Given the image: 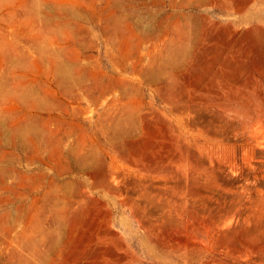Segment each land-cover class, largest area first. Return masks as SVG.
Segmentation results:
<instances>
[{"label": "rangeland", "instance_id": "rangeland-1", "mask_svg": "<svg viewBox=\"0 0 264 264\" xmlns=\"http://www.w3.org/2000/svg\"><path fill=\"white\" fill-rule=\"evenodd\" d=\"M144 1L149 2L144 9L148 16L146 23L154 28L152 33L155 30V34L166 35L151 33L148 38L140 37L143 34L135 38L128 34L130 37L121 35L119 38L117 35L109 39L97 15L90 20H81L89 29V42L91 40L90 47L83 48L82 53L93 56L103 76H97L99 72H92L94 76L87 75L86 86H89L73 90L76 94L81 93L78 95L73 91L63 94L55 89L51 94L57 101L53 110L31 113L30 116L41 122L37 121L40 127L44 124L42 128L48 130L47 137L45 134L29 137L27 150H5L8 159L1 163L12 168L14 175L8 178V184L16 191L0 185V214L4 215L0 216L3 227H0V264H264V167L249 161L243 170L235 165L240 156L251 157V153L242 154V147H237L261 128L257 127L261 121L264 122V0H184V5L179 4L181 0L174 4H170L172 0H138L140 4ZM181 13L186 19L189 17L190 21H181L186 25L189 37L186 39L191 40L184 41L189 48L188 51L185 48V58L180 54L181 59L175 60L183 65L174 62L167 71L159 73L160 76L154 72L151 77L144 72L148 64L155 66V62L165 58V45L174 36L173 25ZM135 15L139 16V13ZM120 47H125L129 54L127 58L121 56ZM136 48L138 52L133 50ZM157 52L164 53L163 58ZM179 65L181 67L177 68ZM167 72L172 77L167 76ZM31 76L27 74V83ZM36 78L45 80L43 74ZM89 80L93 81L90 83ZM40 84L42 82L35 86L44 87ZM94 86L111 88L95 101L91 97ZM121 103L126 109L123 105L121 108ZM116 110H120L119 113ZM52 122H56L53 128ZM112 123L118 129H112ZM213 126L217 128L214 130ZM128 127L130 130L126 132ZM205 142H209V146ZM210 142L218 143L213 148ZM224 146L231 149L226 150ZM209 147L211 150L208 151ZM51 149L53 153L57 152V159L65 157L67 163L64 159L58 161ZM9 150L13 151L9 154ZM83 151L87 155L81 154ZM225 151H231L233 155L229 156L231 166L230 162L227 164L229 159L226 162L220 160L228 158ZM194 152L204 158L199 159L200 155H194ZM255 157L253 161L258 158ZM212 158H216L215 161ZM94 159L98 166H94ZM219 163H223V167L226 164L227 169L221 168ZM213 164L218 166L215 168ZM230 168H237L236 173H230ZM227 172L229 174L224 176ZM240 172L243 175L238 174ZM230 175L239 179L234 182ZM104 177H108L105 183ZM227 178L231 180L223 182ZM110 182L114 186L111 187ZM247 184L249 187L244 186ZM40 253L43 256H39Z\"/></svg>", "mask_w": 264, "mask_h": 264}, {"label": "bare ground", "instance_id": "bare-ground-1", "mask_svg": "<svg viewBox=\"0 0 264 264\" xmlns=\"http://www.w3.org/2000/svg\"><path fill=\"white\" fill-rule=\"evenodd\" d=\"M101 0H0V185L3 186L2 188H7L13 191L15 188L13 186H11L10 184H8V178L11 177V170L12 168H8V167H4L3 164L1 163L2 160L4 159H8V154L5 153L7 149L9 148H14V149H25L27 150V143L29 142V137H34V136H40V134H45L44 136H46V133L48 132V130H45L43 127V125H41L42 127H40V122L39 125L37 123V121L32 120L31 113L37 114L40 111H50L53 110L52 108L54 106H56L57 101L54 100L56 98L52 97L53 95L52 92L57 89L58 91H60L63 94H67L70 93L73 90H80V88L83 87H87L89 86V84H87L86 86V78L87 75L92 74V72L94 74H97L98 72L100 74H97V76H103L101 75V70L99 68H97L96 66V62L93 59V56L91 54H87V55H83L82 53V49L83 48H89L90 47V42H89V29L83 25L81 23V20H90L94 17V15H97V19L99 21H101L103 23V32L105 34V36L109 39H111L113 36H117L119 35V38L122 36H129L128 34H130L131 36H134L135 38H139V35H141L140 37H146L148 38V36L150 37L153 29H151L149 27V25L146 23L148 16L145 12L146 9H144V7H148L149 6V2H142L141 4L138 2V0H102V2H100ZM157 1V0H156ZM169 1V0H168ZM189 0H187L188 2ZM197 1V0H196ZM206 1V0H205ZM151 2V1H150ZM162 2V1H161ZM166 2V1H165ZM184 0H181V3L179 4H183L184 5ZM174 3H178L177 0H172V3L170 4H174ZM190 3H192L190 1ZM197 3V2H196ZM203 3V2H202ZM152 4V3H151ZM150 4V5H151ZM169 4V3H168ZM175 6V5H174ZM173 6V7H174ZM142 8V11L140 10V8ZM164 7V6H163ZM144 9V10H143ZM157 9V8H155ZM154 9V10H155ZM161 8H158V10ZM163 9V8H162ZM148 10V8H147ZM84 11V12H83ZM156 11V10H155ZM162 11V10H161ZM87 14H86V13ZM172 13V11H170ZM174 12V11H173ZM96 13V14H95ZM139 13V16L137 17L135 14ZM169 13V12H167ZM177 13V12H176ZM154 14V13H153ZM173 14V13H172ZM157 15V14H156ZM175 15V14H174ZM178 15V14H177ZM176 15V16H177ZM150 16V15H149ZM154 15H152L153 17ZM162 16V15H161ZM165 16H169V14ZM172 16V15H171ZM134 17H136V21L134 19ZM164 17V14L163 16ZM170 17V16H169ZM185 17V18H184ZM201 17V16H200ZM154 18V17H153ZM168 18V17H166ZM166 18H164V20H167ZM173 18V17H171ZM189 19V17H187ZM160 20L162 18H159ZM177 19V18H176ZM183 19H186V15H184L183 13H181L178 16V20L176 21V23H174L173 25V33L174 36L172 37L170 43L168 45H165V52L163 51L164 49H162V51L165 53V58L161 61V57L162 55H164V53L161 54H157L161 55V57L159 58L160 62H155V66H147V69L144 73L150 75L151 73H156L159 75V73H163V71H167V67L169 65H173L174 62H178L179 64L183 65V63L178 61H175L176 59H181V55L185 58L186 56V52L188 51L186 46H187V41H191V40H187L186 37L187 36V31L185 29L183 24ZM186 19V21L188 20ZM183 20V21H181ZM196 20H199V18H197ZM205 20V19H203ZM153 21V20H152ZM190 21V20H188ZM156 22L158 23L159 21L156 20ZM168 22V21H165ZM165 22H161V23H165ZM172 23V24H173ZM189 23V22H187ZM197 23V22H196ZM159 24V23H158ZM168 24V23H167ZM166 24V25H167ZM195 24V23H194ZM194 24L192 23V25L194 26ZM160 25V24H159ZM155 27V25H152ZM163 27V25H161ZM159 26V27H161ZM189 26V25H188ZM192 28H195L193 27ZM197 26V25H196ZM168 27V25H167ZM166 27H164L163 29H165ZM172 28V27H171ZM160 29V28H159ZM166 30V29H165ZM171 30V31H172ZM188 30V29H187ZM197 31V29H194ZM192 30V31H194ZM160 31V30H159ZM195 31V32H196ZM199 31V30H198ZM140 32V34H139ZM91 33V32H90ZM156 31L154 30V35H157L159 33L162 32H157V34H155ZM188 33H190L188 31ZM122 35V36H121ZM162 35H164V33H162ZM166 35V33H165ZM164 35V36H165ZM189 35V34H188ZM194 35V33H193ZM202 35V34H201ZM204 35V34H203ZM152 36V35H151ZM159 36V35H158ZM157 36V37H158ZM130 37V36H129ZM144 38V39H146ZM156 38V36L154 37ZM168 38V37H167ZM166 38V39H167ZM189 38V37H188ZM113 39V38H112ZM117 39V38H116ZM134 39V38H133ZM132 39V40H133ZM159 39V38H158ZM165 39V38H163ZM185 39L187 40L185 43L186 45H184V41ZM192 39V38H191ZM201 39V38H198ZM125 40V39H123ZM130 40V38H129ZM117 41V40H116ZM127 42H129L128 40H126ZM131 41V40H130ZM135 41V39H134ZM155 41V40H154ZM165 41V40H163ZM168 39L165 41V43L167 44ZM114 42V40H113ZM118 42V41H117ZM116 42V43H117ZM137 42V41H135ZM153 42V41H152ZM122 43V42H121ZM131 43V42H130ZM129 43V44H130ZM164 43V42H163ZM133 44V42H132ZM189 46H191V42L188 43ZM119 46H122L123 44H118ZM131 45V44H130ZM136 45V44H135ZM126 46V45H125ZM188 46V47H189ZM137 47V46H136ZM150 47V46H149ZM152 47V46H151ZM150 47V49H151ZM162 47V46H161ZM125 47H120L119 50L121 49V56L124 58H127L129 56L128 52L124 49ZM128 48V47H127ZM134 48V46H133ZM158 48V47H157ZM164 48V47H163ZM186 48V52L185 51ZM88 50V49H87ZM109 50V49H108ZM128 50V49H127ZM133 50H138L133 49ZM139 51V50H138ZM137 51V52H138ZM28 52V53H27ZM130 52V51H129ZM110 53V52H109ZM186 53V54H185ZM29 54V55H27ZM86 54V53H84ZM138 54V53H136ZM155 53V56L157 55ZM111 55V54H110ZM157 55V56H158ZM185 55V56H184ZM131 56V55H130ZM135 56V54H134ZM156 56V57H157ZM112 57V56H111ZM114 58H118V57H114ZM163 58V57H162ZM138 59V58H137ZM115 60V59H114ZM139 60V59H138ZM156 60H158V58H156ZM134 61V60H132ZM184 61V60H183ZM137 63V62H135ZM142 64V63H141ZM122 65V64H121ZM135 65V64H134ZM147 65V64H146ZM181 65L177 66L181 67ZM141 66V65H139ZM134 67V66H133ZM135 68V67H134ZM139 68V67H138ZM142 68V67H140ZM172 68H175V66H173ZM137 70V69H136ZM142 70V69H141ZM170 70V69H169ZM168 70V71H169ZM103 71V70H102ZM139 71V70H138ZM175 72V71H173ZM177 73V72H175ZM12 74V75H11ZM27 74L30 77V82L27 83ZM38 74H43L45 76V80L44 79H37L36 76ZM170 73L167 72V76ZM93 75V74H92ZM91 75V78L94 76ZM145 75V74H143ZM157 75V76H158ZM13 76V77H12ZM129 76V75H128ZM151 76V75H150ZM149 76V77H150ZM160 76V75H159ZM164 78L166 77L165 75H163ZM96 77V76H95ZM108 78V76H106ZM114 77L111 79L116 80ZM145 77V76H144ZM143 77V78H144ZM152 77V76H151ZM154 77V74H153ZM169 77H172L169 75ZM90 78V79H91ZM94 78V77H93ZM105 78V77H104ZM147 78V77H145ZM163 79V77H161ZM88 79V78H87ZM98 79V77H97ZM103 79V78H101ZM99 79V80H101ZM110 79V80H111ZM149 79V78H148ZM50 80V81H48ZM120 80V79H118ZM147 80V79H146ZM160 81V79H158ZM170 80V78H169ZM93 81V80H92ZM91 80H89L88 82H92ZM107 81V79H106ZM112 82H114L113 80H111ZM138 81V80H137ZM149 81V80H148ZM151 81V80H150ZM157 81V80H155ZM154 81V82H155ZM157 81V82H159ZM164 81H166L164 79ZM44 85V87L42 88H37V86H35V84H39L41 83ZM96 82V81H95ZM100 82V81H99ZM104 83V81H101ZM100 82V83H101ZM110 82V81H109ZM107 82V83H109ZM120 82V81H118ZM118 82H116L118 84ZM168 82V81H167ZM102 83V84H103ZM128 83V82H127ZM126 83V84H127ZM174 83V81H173ZM176 83V82H175ZM28 84V85H27ZM40 84V85H42ZM94 84V83H93ZM105 84V83H104ZM115 84V82L113 83ZM112 84V85H113ZM135 84V83H134ZM155 84V83H154ZM161 84V81L159 82V85ZM169 84V82L167 83ZM137 86V84H135ZM153 85V84H152ZM156 85V84H155ZM176 85V84H174ZM108 86V85H105ZM121 86V85H120ZM95 87V86H94ZM109 87V86H108ZM135 87V86H133ZM162 87H165L164 85ZM111 88V86H110ZM110 88L107 89V87L105 88H101V89H97L95 87V92H91V93H87V94H91V97H93V99L95 101H99V99H101V96H104L107 91L110 92ZM139 88V87H138ZM168 88V87H166ZM41 89V90H40ZM119 89V88H118ZM89 90V89H88ZM86 90V91H88ZM133 90V89H131ZM165 90V89H164ZM171 90V89H170ZM174 90V89H173ZM92 90H89V92ZM172 91V90H171ZM170 91V93H171ZM74 92V91H73ZM72 92V93H73ZM85 92V90H84ZM131 92V91H130ZM167 92V91H166ZM75 94L77 92H74ZM122 93V92H120ZM164 93V92H163ZM81 94V93H78ZM76 94V95H78ZM131 94V93H130ZM135 94V93H133ZM55 95V94H54ZM73 95V94H72ZM72 95L70 94L69 96L72 97ZM110 95V94H109ZM128 95V94H127ZM90 96V95H89ZM88 98H91L89 97ZM133 96V95H132ZM131 96V97H132ZM135 96V95H134ZM56 97V96H55ZM80 97V95H79ZM83 97V95H82ZM111 97V95H110ZM108 98V97H107ZM112 98V97H111ZM130 97L127 98V100H129ZM168 98V97H167ZM173 98V97H171ZM176 99V98H175ZM112 100V99H110ZM123 100V99H120ZM126 100V99H124ZM180 100V99H179ZM172 101V100H171ZM175 101V100H174ZM115 102V101H114ZM121 102V101H118ZM126 102V101H124ZM111 103V102H110ZM109 103V104H110ZM116 104V103H115ZM106 105V102H105ZM108 105V104H107ZM119 105V104H118ZM121 108L122 105L124 107V104H120ZM119 105V106H120ZM180 105V104H178ZM182 105V104H181ZM184 105V104H183ZM58 106V105H57ZM111 106V104L109 105ZM115 106V105H114ZM117 106V105H116ZM107 107V106H106ZM133 107V106H132ZM181 107V106H180ZM184 107V106H183ZM125 108V107H124ZM123 108V109H124ZM131 108V107H130ZM134 108V107H133ZM142 108V107H141ZM117 109V108H116ZM126 109V108H125ZM181 109V108H180ZM186 109V108H185ZM191 110H193L190 107ZM129 110V109H128ZM135 110V109H134ZM31 111V112H30ZM109 111V110H108ZM111 111V110H110ZM115 111V110H114ZM120 111V110H119ZM119 111L116 112L119 113ZM184 111V110H183ZM30 112V113H29ZM107 112V111H106ZM5 113L8 115L6 116L8 118V121L5 120L6 117ZM104 113V112H103ZM123 113V112H121ZM129 113V112H128ZM147 113V112H146ZM152 112H149V114ZM108 114V113H107ZM125 114V113H124ZM40 115V114H39ZM113 115V114H112ZM118 115V114H116ZM114 115V116H116ZM154 115H156V113H154ZM262 115H264L262 113ZM36 116V115H35ZM37 117V116H36ZM39 117V116H38ZM42 117V116H41ZM101 117V116H99ZM110 117V116H109ZM112 117V116H111ZM260 117V116H259ZM31 120H30V119ZM52 118V117H51ZM102 118V117H101ZM105 118V117H104ZM114 118V117H113ZM40 119V118H39ZM99 119V118H98ZM97 119V120H98ZM107 119V118H105ZM122 119H124V117H122ZM121 119V120H122ZM126 119V118H125ZM130 119V118H129ZM258 119V118H256ZM56 120V118H54V121ZM58 120V119H57ZM64 120V119H62ZM50 121V120H48ZM52 121V119H51ZM59 121V120H58ZM67 120H65L66 122ZM70 121V120H69ZM113 121V120H112ZM116 121V120H115ZM120 121V120H119ZM123 123V121H121ZM125 122V121H124ZM210 122V121H209ZM50 123V122H49ZM52 128L54 127V122ZM64 123V122H61ZM69 123V122H68ZM76 122H73V124ZM115 123H119V122H115ZM65 124V123H64ZM108 124V123H107ZM114 125V123H112ZM121 125V123H119ZM207 125V123H205ZM210 124V123H208ZM256 124V123H255ZM59 125V124H58ZM68 127V124H65ZM77 125L74 124V126ZM112 125V126H113ZM213 125V124H211ZM210 125V126H211ZM46 126V125H45ZM51 126V125H49ZM73 126V125H72ZM100 126V125H99ZM261 126V128H259L257 130V132H254V135H249L246 133V135L248 136L246 139H244V142L240 145L238 144H234L235 146L238 145L237 148L242 147L239 150L244 151L242 154H244L245 152H249L251 153V157H248V153L245 154L247 156H240L238 158V156H234L233 158L237 157L239 160H237L238 165L237 168L240 169H245L244 164L246 162H250V163H254L253 165H262V167H264V122L261 121V125H258L257 127ZM59 127V126H58ZM62 127V126H61ZM61 127L59 129H61ZM79 127V124L78 126ZM109 127V126H108ZM196 127V126H195ZM194 127V128H195ZM216 127V126H215ZM215 127L213 126V129L215 130ZM50 128V127H47ZM64 128V125H63ZM97 128V127H96ZM101 128V127H99ZM117 127H115V125L113 126L112 129H115ZM123 128V126H122ZM126 128V126H125ZM129 128V127H128ZM217 128V127H216ZM55 129V128H54ZM66 129V128H64ZM63 129V130H64ZM81 129V128H80ZM118 129V128H117ZM116 129V130H117ZM197 129V128H196ZM203 129V128H202ZM205 129V127H204ZM219 129V128H218ZM56 130V129H55ZM74 130V129H73ZM86 130V129H85ZM121 130V128L119 129ZM126 130V129H124ZM123 130V132H124ZM130 128L128 129L129 132ZM62 131V130H61ZM71 131V130H70ZM83 130L81 129V132ZM100 131V130H99ZM98 131V132H99ZM103 131V130H102ZM108 131V130H107ZM113 131V130H112ZM206 131V130H205ZM212 132H214L213 130H211ZM52 131L50 130V133ZM67 132V130H66ZM79 132V130H78ZM80 132V133H81ZM111 132V130H110ZM118 132V131H117ZM122 132V131H121ZM248 132V131H246ZM252 132V133H253ZM211 133V132H210ZM218 133V132H216ZM55 134V133H54ZM60 134V133H59ZM88 134V133H86ZM85 134V135H86ZM99 134V133H98ZM103 134V133H100ZM219 134V133H218ZM226 134V133H224ZM240 134V133H239ZM251 134V133H250ZM57 135V134H56ZM54 135V136H56ZM82 136L84 135L83 133L81 134ZM119 135V134H118ZM228 135V133L226 134V136ZM242 135V134H241ZM52 136V135H51ZM78 136V135H77ZM80 136V135H79ZM104 136V135H103ZM106 136V135H105ZM109 136V135H107ZM111 136V135H110ZM120 136V135H119ZM123 136V135H122ZM198 136V135H196ZM230 136V135H229ZM47 137V136H46ZM90 137V136H88ZM102 137V136H101ZM232 137V136H231ZM35 138V137H34ZM55 139V137H53ZM81 137H78V139H80ZM233 138V137H232ZM240 138V137H239ZM245 138V137H244ZM57 139V138H56ZM85 140L87 138H84ZM83 139V140H84ZM102 139V138H101ZM199 139V138H196ZM201 139V138H200ZM223 139V138H222ZM227 139V138H226ZM43 140V139H41ZM48 140V139H47ZM116 141L118 139H115ZM114 140V141H115ZM33 141V140H30ZM45 141V140H44ZM62 141V140H61ZM81 141V140H80ZM91 141V140H90ZM106 141V140H105ZM237 141V140H236ZM37 142V141H36ZM53 144L55 143L54 141H52ZM75 142H77L75 140ZM73 142V143H75ZM82 142V141H81ZM80 142V144H82ZM104 142V141H102ZM199 143H201L202 141H198ZM226 142V141H225ZM30 143V142H29ZM32 143V142H31ZM42 143V142H41ZM49 143V142H47ZM46 143V144H47ZM79 143V141H78ZM94 143V142H93ZM91 142V144H93ZM193 143V142H192ZM207 144V142H205ZM211 144L213 142H210ZM218 142H216L215 144L217 145ZM229 143V142H228ZM234 143V142H233ZM238 143V142H237ZM51 143H49L48 145L50 146ZM90 144V145H91ZM109 144V143H108ZM195 144V143H194ZM209 144V142H208ZM207 144V145H208ZM214 143L211 145V147L215 148ZM231 144V143H229ZM83 145L85 146V143H83ZM192 145V144H191ZM200 145V144H199ZM204 142L202 145H200V147H203ZM206 145V146H207ZM232 145V144H231ZM230 145V146H231ZM30 146V145H29ZM33 146V145H32ZM38 146V145H37ZM42 146V145H41ZM54 145H52L53 147ZM60 146V145H59ZM80 146V145H78ZM209 146V145H208ZM207 146V148H208ZM39 147V146H38ZM45 147V146H44ZM71 147V146H70ZM86 147V146H85ZM92 147V146H91ZM205 147V146H204ZM226 150L231 149V147L226 148V146H224ZM48 148V147H47ZM56 148V147H55ZM73 148H81L77 146ZM95 148V147H93ZM191 148V147H190ZM193 148V147H192ZM206 148V147H205ZM210 148V147H209ZM219 148V147H217ZM216 148V150L218 151V149ZM235 147H233V149H237ZM220 149V148H219ZM223 149V150H225ZM45 150V149H44ZM50 150V149H49ZM73 150V149H71ZM91 150V149H88ZM87 150V151H88ZM97 150V149H96ZM191 150V149H190ZM194 150V149H193ZM211 150L208 149V151ZM215 150V149H214ZM222 149H220L221 151ZM238 150V149H237ZM11 151L13 150H9V154L11 153ZM16 151V150H15ZM47 151V150H46ZM60 151V150H59ZM63 151V149H62ZM75 151V150H74ZM79 150H77L78 152ZM196 151V150H194ZM206 151V150H204ZM206 151V152H208ZM220 151H218L220 153ZM233 153H235L236 151L231 150ZM231 151H225V154L228 158H226V160H224L222 157L223 161H227V159H229L230 161H228L227 164H229V162L231 163V157L233 155H231ZM50 152V151H48ZM54 151H52L51 149V154ZM70 152V151H69ZM85 151L81 152L84 153ZM98 152V151H96ZM198 152V151H197ZM196 152V153H197ZM214 152V151H212ZM57 152L55 151V154ZM61 153V152H60ZM74 153V152H73ZM195 153V152H194ZM194 155H197V154ZM210 153V152H209ZM222 153V151H221ZM224 153V152H223ZM237 153V152H236ZM52 154V155H53ZM62 154V153H61ZM77 154V153H76ZM86 154V153H84ZM91 154V153H89ZM97 154V153H96ZM193 154V153H192ZM224 154V155H225ZM240 154V153H239ZM12 155V154H11ZM57 155V154H56ZM66 155V154H65ZM80 155V154H79ZM87 155V154H86ZM200 155V156H199ZM197 156H199V159L203 156H201L202 154H199ZM215 155L218 156V153H215ZM222 155V156H224ZM231 155V157L229 158V156ZM237 155V154H235ZM258 156V158L253 161L252 159L255 156ZM62 156V155H61ZM67 156V155H66ZM77 156V155H76ZM84 156L85 155H81ZM100 157V155H98ZM212 156V154H211ZM210 156V157H211ZM221 156V155H220ZM51 157V156H50ZM87 157V156H86ZM89 157V156H88ZM87 157V159H88ZM96 157V156H95ZM213 157V156H212ZM215 157V156H214ZM248 157V158H247ZM52 158V157H51ZM56 158V157H55ZM93 157L89 158L92 159ZM198 158V157H196ZM204 158V157H203ZM220 158V157H219ZM256 158V157H255ZM254 158V159H255ZM57 159V158H56ZM64 160L66 159L65 157L63 158ZM57 159L58 161L62 160ZM86 159V158H85ZM98 159V158H97ZM126 159V158H125ZM208 158H206L204 161H206ZM213 159V158H212ZM216 159V158H215ZM215 159H213L215 161ZM63 160V161H64ZM79 160V159H78ZM82 161H84V159H81ZM99 160V159H98ZM103 160V159H102ZM101 160V161H102ZM198 160V159H197ZM202 160V159H201ZM6 162V160H4ZM3 161V162H4ZM75 161V160H74ZM95 161V159H94ZM203 161V160H202ZM236 161V159H235ZM61 162L59 164H61ZM77 162V160H76ZM91 162V161H90ZM99 162V161H98ZM201 162V161H200ZM236 162V163H237ZM9 166L11 167V162ZM57 163V164H58ZM65 163H67V161L65 160ZM69 163V162H68ZM85 163V162H83ZM102 163V162H101ZM213 163V162H212ZM93 164V163H92ZM202 164V163H201ZM210 164V163H209ZM219 164H223V163H219ZM6 166V164H4ZM63 165V163H62ZM68 165V164H67ZM73 165V164H72ZM96 165V161L94 166ZM101 165L104 166V163H102ZM205 165V164H204ZM215 164H213L214 166ZM220 165V166H221ZM233 165V163L229 164V166ZM252 165V166H253ZM70 166V164L68 165ZM81 166V165H80ZM98 166V165H96ZM210 166V165H209ZM218 166V165H217ZM215 165V168L217 167ZM226 164H224V167L226 168ZM102 167V166H101ZM204 167V166H203ZM223 167V165L221 166V168ZM223 167V168H224ZM244 167V168H243ZM98 168V167H95ZM209 168V167H208ZM224 168V169H225ZM237 168H230V173H236L235 169ZM252 168V167H251ZM62 169V168H61ZM72 169V167H71ZM86 169V168H85ZM88 169V167H87ZM92 169V168H90ZM100 169V167H99ZM103 169V168H102ZM214 170V167L212 168ZM223 169V171H224ZM227 169V168H226ZM249 169V168H248ZM22 170V169H21ZM67 170V168H66ZM70 170V169H68ZM95 170V169H94ZM220 170V169H218ZM82 171V170H81ZM89 171V170H88ZM96 171V170H95ZM98 171V170H97ZM102 171V170H101ZM217 171V169H216ZM221 171V173L223 172ZM18 172V171H17ZM71 172V171H70ZM79 172V171H78ZM215 172V171H214ZM225 172V171H224ZM243 172V171H241ZM240 175H243V174ZM253 172V171H252ZM21 173V172H19ZM24 173V172H22ZM96 174V172H94ZM216 173V172H215ZM220 173V174H221ZM246 173H250V172H246ZM244 172V174H246ZM90 174V173H89ZM92 174V173H91ZM218 174V173H217ZM229 172H227L226 174H223L224 176L228 175ZM236 174V175H238ZM19 177L21 178L22 176H20V174H18ZM220 176V175H219ZM231 176V175H230ZM235 175H232V179L235 177H233ZM239 176V175H238ZM16 177V176H15ZM27 177V176H26ZM72 177V176H71ZM94 177V176H93ZM102 177V176H101ZM17 178V177H16ZM15 178V180H16ZM19 178V180H20ZM96 178V177H95ZM108 178V177H107ZM106 178V179H107ZM241 178V177H240ZM244 178V177H243ZM10 179V178H9ZM13 179V178H12ZM65 179V178H64ZM72 179V178H71ZM71 179H69L71 181ZM102 179V178H101ZM104 179V180H103ZM102 180L105 183V177ZM225 179V178H224ZM239 179L236 178L235 180H233L234 182ZM263 180V178H261ZM76 180V179H74ZM98 180V179H97ZM95 180V181H97ZM223 180V179H222ZM227 180H231L230 178L224 180L223 182L227 181ZM22 181H24L23 177H22ZM26 181V180H25ZM108 181V180H107ZM10 182V181H9ZM65 183H67L64 180ZM73 182V181H72ZM76 182H78L76 180ZM80 182V181H79ZM99 182V180L97 181ZM102 182V181H100ZM258 182V181H256ZM255 182V183H256ZM262 182V181H261ZM11 183V182H10ZM64 183V184H65ZM69 183V182H68ZM71 183V182H70ZM254 183V184H255ZM259 183V182H258ZM14 184V183H13ZM63 184V185H64ZM75 184V183H74ZM72 184V185H74ZM230 184V183H229ZM235 184V183H233ZM240 184V183H239ZM253 184V183H252ZM260 184V183H259ZM10 185V186H9ZM22 185V184H21ZM70 185V184H69ZM67 185V186H69ZM80 185V184H79ZM95 185V184H94ZM111 185V182H110ZM236 185V184H235ZM244 185V186H248ZM65 186V185H64ZM75 186V185H74ZM74 186H71L72 188ZM81 186V185H80ZM107 186V185H106ZM105 186V187H106ZM114 185H111V187ZM240 186V185H239ZM16 187V186H15ZM25 187V186H23ZM110 187V186H109ZM110 187V188H111ZM243 187V186H242ZM249 187V186H248ZM252 187V186H250ZM67 187L65 186L64 189H66ZM77 188V186L75 187ZM253 188V187H252ZM74 189V188H73ZM82 189V188H81ZM1 190V188H0ZM21 190V189H20ZM115 190V189H114ZM23 191V190H22ZM21 191V193H23ZM66 191V190H65ZM68 191V190H67ZM70 191V190H69ZM3 192V191H1ZM18 192V191H17ZM236 192H240L237 191ZM9 193V192H7ZM6 193V194H7ZM65 193V192H64ZM69 193V192H68ZM235 193V192H234ZM12 195V194H11ZM15 195V194H14ZM18 195V194H16ZM44 195V194H43ZM46 195V194H45ZM49 195V194H47ZM46 195V196H47ZM68 195V194H67ZM66 195V196H67ZM71 195V194H70ZM242 195V194H241ZM9 196V195H8ZM22 196V195H21ZM90 196V195H89ZM240 196V193H239ZM3 197V196H2ZM7 197V196H5ZM27 197V196H25ZM45 197V196H44ZM88 197V196H87ZM12 198V197H11ZM65 198V197H64ZM63 198V199H64ZM27 199V198H26ZM91 199V198H90ZM104 199V198H103ZM242 199V198H241ZM244 199V198H243ZM242 199V200H243ZM104 201V200H103ZM43 208V207H42ZM5 214V213H4ZM7 214V211H6ZM0 216H4L2 214H0ZM1 217V218H2ZM9 217V216H8ZM7 219V218H5ZM4 220V219H3ZM9 221V219H7V222ZM5 222V221H4ZM1 223V221H0ZM27 223V222H26ZM41 223V222H40ZM3 224V223H2ZM6 224V223H5ZM9 224V223H8ZM31 224V223H30ZM29 224V225H30ZM26 225V224H25ZM41 225V224H40ZM7 226V225H6ZM1 229H3L2 226H0ZM32 227V226H31ZM39 227V226H38ZM37 226L35 228H38ZM43 227V226H42ZM9 228V227H8ZM7 228V229H8ZM34 228V227H33ZM32 228V229H33ZM6 229V232L7 231ZM30 229V227H29ZM42 229V228H41ZM11 230V229H10ZM28 230V229H27ZM34 230V229H33ZM40 230V229H39ZM42 230H40L41 232ZM50 231V230H49ZM5 232V231H4ZM34 232V231H33ZM47 232V231H46ZM32 233V231H31ZM48 233V232H47ZM2 234V233H1ZM22 234V233H20ZM43 234V233H41ZM6 235V234H5ZM31 235V234H30ZM42 236V235H41ZM52 236V235H51ZM21 237V236H20ZM23 237V236H22ZM29 237V235L27 236ZM31 237V236H30ZM49 237V235H48ZM47 237V238H48ZM25 238V237H24ZM51 238V237H50ZM49 238V239H50ZM56 238V237H55ZM4 239V237H3ZM31 239V238H30ZM8 240V239H7ZM24 240V239H23ZM22 240V241H23ZM41 239H39L40 241ZM52 240V239H51ZM50 240V241H51ZM2 241V240H1ZM21 242V240H19ZM26 241V239H25ZM29 241V240H28ZM35 241V240H33ZM32 241V242H33ZM42 241H46V240H42ZM53 241V240H52ZM49 242V243H52ZM3 242V241H2ZM6 242V241H5ZM24 242V241H23ZM54 242V241H53ZM36 243V242H33ZM22 245V242L19 243ZM34 245V244H32ZM23 246V245H22ZM27 249V248H26ZM38 251V250H37ZM41 251V250H40ZM43 252V251H41ZM34 253V252H33ZM41 254V253H40ZM35 256V255H33ZM32 256V257H33ZM39 256H43V254L39 255ZM22 258V256H21ZM23 260V259H22ZM20 262V261H19ZM26 263V262H25ZM24 263V264H25Z\"/></svg>", "mask_w": 264, "mask_h": 264}]
</instances>
